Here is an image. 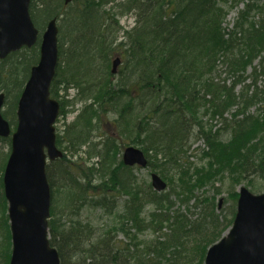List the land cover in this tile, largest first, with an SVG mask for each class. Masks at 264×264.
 Wrapping results in <instances>:
<instances>
[{"label":"trees","instance_id":"1","mask_svg":"<svg viewBox=\"0 0 264 264\" xmlns=\"http://www.w3.org/2000/svg\"><path fill=\"white\" fill-rule=\"evenodd\" d=\"M229 1L233 7L244 2L232 29L224 27ZM111 4L135 19L118 47L123 60L118 81L110 73L114 48L107 42V27L115 24L110 13L114 10H106ZM30 13L41 33L57 18L62 40L78 34L79 40L71 42L81 47L80 57L89 65L102 59L105 69L94 73L95 67H88L86 75L72 70L74 51L66 60V72L59 68L51 87L53 98L61 88L73 86L93 100L57 144L66 143L72 153L90 145L100 158L98 167L86 171L66 156L47 167L52 197L62 191L68 210L49 221L50 244L61 264H204L208 248L222 238L236 215L238 194L233 189L232 205L219 209L215 197L220 189L214 184L229 178L235 186L245 180L251 186L253 178L264 179V0H76L67 6L64 0H32ZM38 61L39 45L0 60L3 116L14 126L20 95ZM220 66L233 78L231 84L216 82ZM201 109L220 119L216 132L199 121ZM102 115L115 117L123 137V127L135 133L131 144L112 138L103 146L91 142L98 128L93 119ZM226 134L227 141L222 139ZM197 135L206 143L201 165L189 163L187 156V145ZM0 141L10 145V139ZM128 145L144 151L148 168L167 182V191L158 193L150 183L140 184L133 169L123 164L122 150ZM8 156L0 149V264H9L11 256L3 191ZM94 175L101 178L100 185H94ZM56 180L60 184L54 189ZM209 188L216 192L213 197L207 194ZM124 195L129 200L104 233L96 235L91 224L80 220L87 209L112 215L116 199ZM64 217L70 226L60 229ZM145 231L154 234L151 240L140 238ZM120 235L127 242L119 241Z\"/></svg>","mask_w":264,"mask_h":264},{"label":"water","instance_id":"2","mask_svg":"<svg viewBox=\"0 0 264 264\" xmlns=\"http://www.w3.org/2000/svg\"><path fill=\"white\" fill-rule=\"evenodd\" d=\"M74 0H64L68 5ZM31 0H0V59L22 48H32L39 31L30 15ZM120 59L113 63L117 72ZM58 66L57 19L49 22L42 35L40 59L17 108V128L12 134L11 154L3 183L8 201L12 235L10 264H60L59 254L50 246L48 221L51 188L46 174L47 160L53 162L63 154L56 147L55 123L60 104L50 96ZM5 94H0V137L11 135V126L2 109ZM124 164L148 166L144 153L134 147L125 149ZM152 186L162 192L167 184L156 174ZM237 213L226 235L208 249L204 264H264V194L255 195L239 189Z\"/></svg>","mask_w":264,"mask_h":264},{"label":"rangeland","instance_id":"3","mask_svg":"<svg viewBox=\"0 0 264 264\" xmlns=\"http://www.w3.org/2000/svg\"><path fill=\"white\" fill-rule=\"evenodd\" d=\"M232 3L233 2L229 1L227 4L228 14L226 17V21L224 23V27L227 29L233 28V25L235 24L237 20L239 11L244 9V2H241L236 7H233ZM114 8H116V6L111 4L106 8V10L109 12L111 9L114 10V11H111L110 13H111V16L115 15L114 16L115 24L114 22L113 23L111 22L109 26L107 27L108 32H111V33H107L108 35L107 42H108L109 48H114V56H115L116 54H118L117 52L119 50L118 48L119 44L124 42L123 33L126 30L134 26L135 19L130 14H123V15L120 14V12L118 11L119 9H114ZM61 24H62L61 22H58L60 31H61ZM116 29H117V32H116ZM60 31H59V52L61 50L63 53V56H60L59 68H62L63 70L65 69L64 71L66 72L68 68L66 60L67 58H71L72 53L76 51L77 53L73 56V58H71L72 60L70 62V65H71L70 68L72 70L76 69L78 73L85 72V75L87 74L86 70H88L87 69L88 67H95L94 69L96 70L94 71V73H97V71L99 72L100 71L102 72L103 70L105 71V69L102 68L104 65V62L102 59H99V58H95L94 62L91 65H89L87 63V60L81 56L83 59H82V62L80 63V60H81L80 55H82L83 51L80 46H78L79 48H77L71 42V40L78 41L79 40L78 38L80 36L75 33H70L68 40L65 41V39L62 40ZM67 72L69 74V70ZM251 72L252 70L249 69L248 74H250ZM68 74L66 73L67 76ZM215 80L217 83L227 82L226 84H231L233 78H231L225 73V68L223 66H220L218 68V73L215 77ZM115 81H118V78L117 79L115 78ZM262 82L263 81H261L259 84L263 85ZM78 91H79L78 88H70L67 91V94L65 91L60 93L59 99L62 101L63 103L62 107L64 106V112L65 114L67 113V115L66 116L60 115L59 119L57 120V123H56L57 135L64 134L65 133L64 130L67 129V126L71 124L78 115H80L81 109H83L86 104L93 102V100L91 99L90 100L85 99L84 94L79 93L78 95ZM239 91H240V86H237L236 92H239ZM5 109L6 108H4V110ZM254 109L255 108H253L252 110ZM211 112L212 111L208 112L207 110L201 109V112L198 114L199 115L198 119L206 130L213 129V131L216 132L222 126V123L220 119H218V117L213 118ZM226 116L230 117L229 115H226ZM131 118L133 119L132 121H134L135 117H130V119ZM139 118H140V114H139ZM114 119L115 117H112L110 115L109 116L102 115L100 116V119H97L96 117L93 119L92 125H95V124L98 125V128L92 132L94 142L100 143L101 138H102V142H104L105 137L107 136L109 137V139L110 138L112 139L116 138V139H121V140L123 139L127 141L128 144H131V141H129V139L130 140L133 139L136 134L133 132L130 134L129 132L124 130V127L122 126L123 127L122 131L125 137L120 135L121 133H119L116 125L114 124ZM8 121L12 125L11 120L8 119ZM12 126L15 127L14 125ZM222 139L225 141L229 140L230 134H226L222 136ZM64 145L66 146L67 144L65 143ZM89 146L90 145L83 146L81 150L77 151V153H72L70 151H67L66 147H59V148L63 152L66 153V156L73 162V164L77 166L79 165L83 169V171H86L87 169H90L94 164L96 167H98L96 163L100 161V158L98 156L94 157L95 154L93 150H89L90 148ZM187 147H189L187 151L189 163L195 164V165H201L204 161L203 156L201 154L203 150L206 149V143L204 139L198 137L197 135L193 139H191ZM0 149L3 154H8V155L10 154L11 147L8 143H4L0 141ZM158 159L160 160V157ZM55 173L56 172H54V174ZM133 173L136 179L137 178L139 179L140 184L143 185L144 182L151 184L150 176L152 173H155V172H153L151 168L140 169L139 167H135L133 169ZM92 178L94 179V185L101 184V178H99L97 175H94ZM253 179H254L253 180L254 182L252 183L253 185L251 186H248V180L243 181L241 185H237V186H235V184H233L229 178H224L222 182H216L214 185L220 189V193L217 194L215 197L216 203L218 205L222 203L221 208L222 210L226 211L228 207L230 206V204L232 205L229 199V194L233 191V189L237 193L240 187L248 188L254 194H264V179H259V178H253ZM55 183H56V186H54V189H57L58 185L60 184V180L59 181L56 180ZM207 194L210 197H213L216 194V192L212 190L211 188H209L207 190ZM116 200H117L116 209L115 211L112 212V215H109L108 212H106L105 210L87 209V210H84V212L82 213L80 220L91 224V226L96 231V235L104 233L105 229L109 228L114 223L115 217L120 212H122V209L124 207V202L129 200V198L126 195H124L123 197H118ZM64 204H65V200H64L63 192L60 190L58 192L54 191L53 203H52L51 209L52 211H54L55 215L51 218V220L55 219L56 215L59 218L60 215L67 214L68 210L67 209L64 210V207H65ZM66 220H67V217H64L61 223L59 224L60 229L64 228V226H67V227L70 226V224H65ZM153 236L154 234H152L150 231H145L144 236L140 235V238L144 239L145 241H148V240H151ZM124 238H125L124 235H120L118 237V240L127 242Z\"/></svg>","mask_w":264,"mask_h":264}]
</instances>
